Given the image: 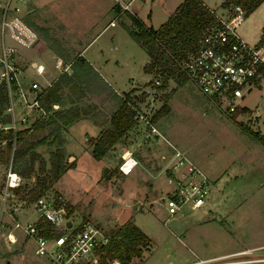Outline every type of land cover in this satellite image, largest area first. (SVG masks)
Here are the masks:
<instances>
[{
  "label": "rangeland",
  "instance_id": "rangeland-1",
  "mask_svg": "<svg viewBox=\"0 0 264 264\" xmlns=\"http://www.w3.org/2000/svg\"><path fill=\"white\" fill-rule=\"evenodd\" d=\"M108 1L31 0L35 6L31 16L40 22L43 36L52 37L48 43L63 53L60 57L64 60L72 61L64 70L67 74L63 71L60 76L51 55L46 53L41 57L38 45L24 47L13 42L22 57L44 63L47 67L45 78L52 80L56 77L57 80L60 76L58 104L61 111L71 110L75 106H68L69 102L79 100L75 109L81 117L68 125L62 124L56 134H51L34 148L39 155L34 162V171L37 172L40 164L49 166L55 140L60 143L67 165L45 194L61 195L69 205V220L73 224L88 220L107 239L118 226L129 220L137 225L148 236L149 242L143 245L141 256L133 257L128 264H197L200 259H206L208 264H264V148L256 136L264 135V82L254 86L240 101L239 106H246V110L225 112L190 81L179 84L173 78L150 77L143 71L144 49L128 34L130 21L121 2L116 1L120 11L110 9L104 13L102 10ZM175 1L163 0L164 6L169 7ZM204 1L214 8L220 2ZM10 2L11 6H27V0ZM225 2L222 0L217 6L218 12ZM5 3L6 0H0V5L5 6ZM130 8H135L143 16L150 10L152 17L147 22L152 28L164 20L161 19V6L152 0H135ZM109 18L114 25L107 23ZM261 22L264 24V0L244 16L235 31L244 41L254 43L262 32ZM4 37L8 43L6 33ZM93 37L84 52L90 62L77 59V52ZM99 49L103 56L109 57L105 65L94 56ZM29 79L43 81L31 72ZM140 80L144 82L138 84ZM133 86L136 91L128 98L136 115L128 136L127 133L122 136V145L117 143L100 159H95L90 150L92 139H86L85 134L92 135L97 131L93 120L108 123L109 116L103 102L105 96L111 93L117 99L118 92L122 94ZM59 105L56 104L55 108ZM52 115L40 124L49 121ZM35 129L24 133L28 141L40 139L48 131L46 126ZM174 145L188 147L185 155L208 179L209 193L201 206L169 215L160 198L156 199L155 205L142 204V197H148L142 192L147 185L143 181H149V176L141 173L142 182L138 183L134 181V172L126 175L118 166L123 160L124 149H128L133 154L131 156L139 158L141 152L148 151L150 155L145 156L151 157L158 168L166 159L158 155L159 147L170 151ZM125 159L128 160V155ZM134 163L135 159H131L121 167L128 170ZM6 166L5 163L0 165V189ZM21 167L24 169L25 164ZM168 174L167 171L152 181L162 197L171 189ZM22 178L23 182L30 184L34 175ZM35 217L31 207L17 214L20 221H32ZM3 221L2 218L1 223ZM4 227L6 230L11 228L8 222ZM1 233L2 226L0 238ZM5 237L8 240L7 232ZM2 238L8 247L10 244ZM15 247V253H10L9 257L3 253L5 248L0 250V264H50L34 253V242L23 233ZM96 257V263L88 264L116 263L102 249Z\"/></svg>",
  "mask_w": 264,
  "mask_h": 264
},
{
  "label": "built area",
  "instance_id": "built-area-1",
  "mask_svg": "<svg viewBox=\"0 0 264 264\" xmlns=\"http://www.w3.org/2000/svg\"><path fill=\"white\" fill-rule=\"evenodd\" d=\"M9 1H6L0 17V33L31 47L37 41L36 33L21 19L19 7H13V14L8 15ZM216 23L206 29L197 39L193 49L181 57L173 58L175 65L199 92L225 112L240 109V101L254 86L264 82V30L258 41L248 43L235 31L245 16L244 8L235 2L221 7V11L211 9ZM53 65L60 72L66 70L60 57L54 59ZM30 72L44 77L45 65L34 61L26 66L18 60V50L13 45L2 43L0 46V84L4 86L7 96L5 112L9 117L2 129L10 130L11 155L4 171L0 189V213L8 214L10 230L7 238L16 240L12 230L23 233L34 242V253L44 257L50 264H88L96 263L97 252L105 245L107 238L88 220L75 224L69 220V205L61 195H38L31 202L16 200L15 190L23 184L22 176L12 166V153L19 140V132L29 133L51 115L52 109L43 104V96L51 86L50 81L39 82L29 79ZM151 130H155L151 127ZM5 141L0 143L4 146ZM123 155V154H122ZM129 173L135 165L123 170ZM169 172L167 182L171 189L159 200L169 215L181 210L201 206L209 193L208 179L186 157L184 151H174L163 163L159 171L150 174L151 178ZM17 197V196H16ZM8 198V209L6 208ZM14 198V200H12ZM28 207L36 217L20 221L18 213H24ZM50 225V230L45 228ZM2 225L0 220V226ZM47 231V232H46ZM52 233V234H51ZM114 259V258H113ZM112 264H120L116 259ZM197 264H208L200 259Z\"/></svg>",
  "mask_w": 264,
  "mask_h": 264
},
{
  "label": "trees",
  "instance_id": "trees-1",
  "mask_svg": "<svg viewBox=\"0 0 264 264\" xmlns=\"http://www.w3.org/2000/svg\"><path fill=\"white\" fill-rule=\"evenodd\" d=\"M223 7L231 2L239 3L245 10V15L255 9L262 0H225ZM1 13V12H0ZM132 25L128 34L137 41L144 49L147 61L144 64V72L153 77L173 78L179 84L186 81L185 76L177 68L173 58L181 57L186 51L193 49L197 39L207 28L216 23L214 12L201 0H182L173 12L156 28L144 25L139 18L129 13ZM264 30V25L262 26ZM61 76V75H60ZM59 76V77H60ZM51 84L43 96V104L53 110L49 121L36 127L42 129L48 127V131L40 139L28 141L24 132H19L17 140H21L12 153V166L22 176L34 175L31 183L23 182L16 188V200H24L29 203L38 195L45 193L51 183L56 181L66 170L63 151L58 140H55V147L49 160V166L40 164L37 172L34 171V162L39 158L34 148L43 143L48 136L56 134L62 124H69L81 117L78 109L60 110L59 78ZM132 92V91H130ZM130 93L123 94L120 98L117 109L110 117V128L100 131V134L91 140V153L95 159H100L105 152L120 142V139L130 127L134 117L132 103L129 101ZM54 104L59 105L56 109ZM7 96L4 86L0 84V143L4 140V146H0V163H8L11 155V132L2 129L9 121L5 112ZM245 110V108L243 109ZM257 136V139L264 148V135ZM25 164L24 169H21ZM70 210L68 211V214ZM48 231L50 225H44ZM47 232V231H46ZM52 234V233H51ZM149 242L148 236L131 220L121 224L107 239L101 248L120 264H128L133 257L141 256L143 245Z\"/></svg>",
  "mask_w": 264,
  "mask_h": 264
},
{
  "label": "crops",
  "instance_id": "crops-1",
  "mask_svg": "<svg viewBox=\"0 0 264 264\" xmlns=\"http://www.w3.org/2000/svg\"><path fill=\"white\" fill-rule=\"evenodd\" d=\"M7 1V0H6ZM9 1V3H11L10 2V0H8ZM20 0H15V3H17V2H19ZM117 0H109L107 3H105L104 4V7H103V10H102V12H104V13H106L107 11H109L110 9H112V10H114L115 12H117L118 10L120 11L121 10V7H120V5H119V3L117 4V2H116ZM119 2H121V4H122V7L124 8V13H126V16H128V18H129V26L131 27V25H132V22H131V19H130V17H129V13L130 14H132V15H135L137 18H139L140 19V21L144 24V25H146V26H150L149 24H148V22L147 21H149V19H151V17H152V15H151V11L149 10L148 12L147 11H145L144 13V16L143 15H141V14H139L138 12H137V10L135 9V8H130L131 6H132V4H133V2L135 1V0H127L126 2H124L123 0H118ZM152 1H154V2H157L158 3V5L159 6H161V11L163 12L162 13V18L161 19H166L172 12H173V10L175 9V7L182 1V0H176L175 1V3L174 4H172L171 6H169V7H167V6H164L165 5V3L163 2V0H152ZM206 6H208L209 8H211V9H214V10H216V8H217V6H220V4H221V2H222V0H220V2L218 3V5L214 8L213 6H211V5H209L207 2H205L204 0H201ZM6 4V3H5ZM152 5V4H151ZM9 6L11 7V8H9ZM8 6V15H11V14H13V7L14 6H18L19 7V15H20V17H21V19L24 21V23H26L27 25H28V27H30L35 33H36V35H37V41L33 44V45H38L39 47H38V50H39V54H40V56L41 57H45V54L46 53H48V54H50L51 55V59L53 60V62H54V59L56 58V57H60V55H62L63 56V53L57 48V47H55V45H52V44H50V43H48V40H49V38H51L52 39V37H45V36H43V34H42V31H41V29H40V22L38 21V19L36 18V17H32L31 15V13L33 12V9H34V5H33V2H31V0H27V6L26 7H24V6H21V4L20 5H18V4H14V5H9ZM3 5H0V12H1V9H3ZM217 11V10H216ZM29 15H30V17H29ZM28 16V17H27ZM163 20V21H164ZM162 20H161V22L158 24V26L163 22ZM107 23L108 24H110V25H114V22H113V20L111 19V18H109L108 19V21H107ZM260 25H264L262 22H261V24L259 23V26ZM128 26V27H129ZM157 26V27H158ZM262 26H261V29H262ZM127 27V30L129 29ZM262 32H263V30H262ZM262 32H261V35H262ZM261 35L259 36V37H261ZM6 36L8 37V34H6ZM113 37V36H112ZM95 37H93V38H91L90 40H88L87 42H86V44L84 45V47L81 49V50H79L78 52H77V59L78 58H80V59H82V60H84V61H86V62H90L87 58H86V56H84V52H85V50L86 49H88L89 47H90V45H91V42H92V40L94 39ZM8 43L6 42V40H5V37H4V35L2 36L1 35V33H0V46H1V44L2 43H4V44H8V45H13V46H15L16 48H17V50H18V60L19 61H22V63L24 64V66H26L27 65V63H29L30 65H33V63H34V61H36V62H40V63H43L42 61H38V60H36V59H26V58H24V57H22L21 55H20V51H19V48L17 47V45L16 44H14L13 42H16L15 40H13V39H11L10 37H8ZM259 40V39H258ZM257 40V41H258ZM16 43H18V42H16ZM20 44V43H19ZM32 45V46H33ZM31 46V47H32ZM114 48L116 49L117 48V46L115 45L114 46ZM95 51V50H94ZM103 51L102 50H100L99 49V51L97 52V51H95L94 52V56H95V58H97L101 63H104V65L108 62V59H109V57L108 56H103ZM61 59H62V61H63V63L64 64H66V65H71V63H72V61H66V60H64L62 57H60ZM146 61H147V56H146ZM146 61L144 62V64L146 63ZM44 64V63H43ZM54 66V65H53ZM143 67H144V65H143ZM68 68V67H67ZM66 68V69H67ZM46 69H47V67L45 66V72H46ZM58 70V69H57ZM66 71V70H65ZM64 71V73H66L67 74V72H65ZM143 71H144V69H143ZM63 72H60L59 73V75L60 74H62ZM144 73H146V72H144ZM146 74H148V75H150V77H151V74H149V73H146ZM150 79V78H149ZM148 79V80H149ZM42 82L44 83L45 82V80L46 81H50L51 82V84H53L55 81H56V77L54 78V79H52V80H50V79H47V78H45V73H44V77H42ZM142 82H144V81H142V80H140L139 82H138V84H141ZM130 91H132V92H130ZM135 91L136 90H134V86L132 87V88H130L129 90H127V91H124L122 94H124L125 92H129L130 93V95L131 94H133L134 95V93H135ZM122 94H119V92L117 93V99H115V97H113V95L111 94V93H109L108 95H106L105 97H104V95H99V96H102L103 98H105V100H103V102H105L104 103V105H105V110H106V113H108V123H104V124H100V123H98V122H96L95 120H93L92 122L95 124V126L97 127V131L95 132V134H85V138L86 139H93V138H95V137H97L99 134H100V131H102V130H105V129H108V128H110V117H111V115H112V113L117 109V107H118V104H119V102H120V98L122 97ZM98 96V95H97ZM101 98V97H100ZM79 103V100H74V101H71V103L69 102V104H68V106L69 105H73V106H77V104ZM55 106H56V104H54L53 105V107L55 108ZM133 107V106H132ZM242 109H244L245 108V110H246V106H243L242 105V107H241ZM51 109V108H50ZM53 111V110H52ZM52 111H51V115H52ZM242 111H244V110H242ZM136 113V112H135ZM134 113V115H136ZM135 117V116H134ZM71 123V122H70ZM105 124H107V125H105ZM68 125V124H67ZM129 130H130V127L127 129V131L125 132V134H124V136H126V133H127V136H128V133H129ZM153 132H155V130H153ZM153 134H155V133H153ZM123 138V137H122ZM121 140V139H120ZM158 141H159V139H158ZM90 143H91V141H90ZM119 144H121V141L119 142ZM122 145V144H121ZM188 147L187 146H183V147H178V146H175L174 145V148L172 147V150H163L161 147H159V151H158V155H160L161 157H165L166 159L167 158H169L170 157V155H172L173 153H174V151H184L185 152V150L187 149ZM90 150H91V144H90ZM165 151V152H164ZM186 153V152H185ZM92 154V153H91ZM70 155H73L72 153L70 154ZM128 155V160L127 159H125L126 158V156ZM131 155H133V154H131L130 153V151L128 150V149H124V151H123V155H122V157L124 158V163H127V161H129V160H131V159H137L138 160V162H139V164L138 165H136L128 174L129 175H132V173L134 172V174H133V176H134V178H136L134 181H138V183H140V182H142V178H140L141 177V173L142 174H145L146 176H149V178H150V180L149 181H146V180H144L143 182L144 183H146L147 182V185L145 186V188H146V190L144 191H142L144 194H147V198L146 199H148V200H146L144 197H142V200L141 201H143L142 202V204H145V205H150V204H153V205H155V203H156V199H159V198H161L162 197V193L159 191V189H155L154 188V186H153V182L152 181H154V180H158L160 177H162V175H159L158 177H156V178H151V176H150V174H155V173H157L158 171H159V169L161 168V166L163 165V163H162V165H160L159 164V166H158V168H156V166H154V160H152L151 159V157H146L145 155H150V153H148V151H143V152H141L140 153V158L139 157H137V156H131ZM154 155V154H153ZM190 157H191V159L194 161V162H196V164H197V160L195 159V158H193L191 155H190ZM166 159H164L163 161L165 162V160ZM162 161V162H163ZM2 163H0V165H1ZM199 164V163H198ZM127 166H128V164H127ZM156 168V169H155ZM128 169V168H127ZM0 170H1V167H0ZM128 174H126V175H128ZM169 190V189H168ZM167 190V191H168ZM167 191H165V193L167 192ZM164 193V194H165ZM145 200H144V199ZM153 205L151 206V208H153ZM5 216L7 217V219L4 217V213H0V220H2V218L4 219V221L2 222V233H1V238H0V250H3L4 248V250H3V253H5V255H6V257H9V255H10V253H15V251H13L14 249H16V247H15V244H18V242H20V237H21V231H19V230H16V229H13L12 230V233H13V235H14V237L16 238V240L15 241H13V242H11V241H8V240H6V237H5V233L6 232H8L9 230H10V228H8V230H6V228L8 227V226H5L4 227V223L5 222H9V218H8V214H5ZM8 225H9V223H8ZM10 226V225H9ZM5 229V230H4ZM2 237H4L5 238V240L10 244L8 247L7 246H5L4 245V242H3V238ZM19 237V238H18ZM18 241V242H17ZM19 252V251H18ZM18 252H16L17 254H18ZM41 257V256H40ZM44 258V257H43ZM45 259V258H44Z\"/></svg>",
  "mask_w": 264,
  "mask_h": 264
},
{
  "label": "water",
  "instance_id": "water-1",
  "mask_svg": "<svg viewBox=\"0 0 264 264\" xmlns=\"http://www.w3.org/2000/svg\"><path fill=\"white\" fill-rule=\"evenodd\" d=\"M34 64V63H33Z\"/></svg>",
  "mask_w": 264,
  "mask_h": 264
}]
</instances>
